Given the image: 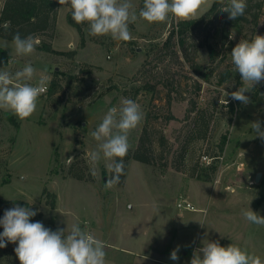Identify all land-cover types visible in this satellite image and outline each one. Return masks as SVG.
I'll return each instance as SVG.
<instances>
[{
    "label": "rangeland",
    "instance_id": "rangeland-1",
    "mask_svg": "<svg viewBox=\"0 0 264 264\" xmlns=\"http://www.w3.org/2000/svg\"><path fill=\"white\" fill-rule=\"evenodd\" d=\"M3 1L0 0V9ZM213 1L208 0L196 17L206 12ZM131 2L138 14L143 0ZM69 10L66 5L59 7L55 28L34 37L39 43L30 56H17L12 41L0 37V46L11 56L0 69L15 73L31 64L36 69L31 83L35 84L41 74L50 77L35 113L24 120L14 114L18 128L7 118V110H0V198L7 200L0 202V208L30 207L37 211L32 222L40 221L52 231L79 224L103 242L106 264H190L193 251L202 247L203 241L221 240L224 246L222 235L237 220L229 214L232 205L237 203L234 208L238 210L241 200L247 202L258 193L264 195L263 185L256 189L240 188L236 196L224 186L218 190L214 185L220 173L225 174L222 182H249L248 174L233 179L242 162L251 177L253 172L256 175L264 172V140L256 137L251 126L259 120L264 128V104L251 99L264 97V81L246 93L251 99L248 105L226 95L242 86L241 78L237 81L239 73L232 64L231 50L241 39L251 41L256 34L264 35V7L257 25L249 22L239 29L231 28L230 50L224 49L219 33L210 40L220 52L215 61L210 60L206 47L191 52V59L181 51L178 57L166 54L158 58L176 20L150 24L138 18L129 25L133 38L123 42L113 40L110 35L90 36L88 24L82 33L78 32L67 21ZM41 40L50 43L53 50L37 47ZM175 49L178 47H172V51ZM192 61L200 65V71H193ZM147 62H151V73L160 71L165 77H173L178 91L168 94L164 85L154 83L156 79L152 81L156 87L147 86L145 79H134ZM86 68H91V75L83 71ZM226 68L231 76L219 85L220 74ZM159 73L155 74L157 79ZM54 78L58 79L55 86L51 85ZM196 80L201 82V90L197 91L200 106L206 107L218 99L217 105H209L211 130L204 141H198L196 134L190 132L189 120H183L188 97L197 93L193 85ZM126 98L138 103L143 115L129 134L130 148H136L146 114L150 112L152 134L157 137L163 133L169 139L163 151L169 152V165L164 168L166 159L158 156L154 164L130 159L124 182L108 189L105 183L112 175L109 170L112 161L102 159L95 167L96 175L91 174L90 154L97 150L98 142L90 133L102 122L108 109H119ZM230 104L235 107L234 120L214 180H198L175 169L173 165L189 168L193 164L191 158H199L206 150L216 151L220 135L229 127ZM171 114L176 118L166 119ZM188 136L192 141L185 144ZM181 153L188 154L186 161ZM74 159L75 168L85 176L83 180L68 175ZM210 159L203 156L201 160ZM237 160L242 162L233 164ZM241 168L243 171L244 167ZM44 188L56 194L55 207L47 203L50 197L43 195ZM184 199L195 209L179 208L177 204ZM258 214L264 216V208ZM244 234L247 241L255 242L256 248L249 243L242 248L264 259V226L248 222L244 224ZM177 245L179 259L172 260L170 256ZM16 246L8 243L0 248V264H20L14 252ZM136 259L140 261L137 263Z\"/></svg>",
    "mask_w": 264,
    "mask_h": 264
},
{
    "label": "clouds",
    "instance_id": "clouds-1",
    "mask_svg": "<svg viewBox=\"0 0 264 264\" xmlns=\"http://www.w3.org/2000/svg\"><path fill=\"white\" fill-rule=\"evenodd\" d=\"M220 12L236 20L244 16L247 0H217ZM60 6H69L72 19L77 24L87 23L89 35H110L115 41L128 42L133 37L129 25L138 18L148 23H163L171 20L189 21L208 3V0H143L137 14L131 0H58ZM12 43L17 56H30L36 51L38 40L32 36L14 34ZM232 64L240 74L242 86L230 94L231 99L243 105L251 103L246 93L264 81V35L256 34L249 41L241 39L231 50ZM14 62V61H10ZM36 69L27 64L20 71L11 73L0 69V110L11 111L19 119L32 116L37 109L40 95L50 83V77L41 74L33 84ZM228 100L225 102L227 110ZM143 119L140 105L132 99H124L122 107L108 109L98 127L90 135L98 142L97 150L90 154L93 176L95 167L102 160H110L111 177L105 187L110 189L121 182L124 175V158L129 151L128 137ZM256 137L264 140L261 121L251 123ZM37 211L19 205L7 209L0 226V248L8 243L16 244L14 252L20 264H106V252L102 241L90 232L73 224L70 229L52 231L40 221L32 222ZM242 216L249 223L264 226V216L248 207ZM203 225V224H202ZM180 246L172 251L170 258L178 260ZM190 264H264V259L236 244L221 246L219 241H203V246L193 251Z\"/></svg>",
    "mask_w": 264,
    "mask_h": 264
},
{
    "label": "trees",
    "instance_id": "trees-1",
    "mask_svg": "<svg viewBox=\"0 0 264 264\" xmlns=\"http://www.w3.org/2000/svg\"><path fill=\"white\" fill-rule=\"evenodd\" d=\"M60 5L58 0H4L2 8L0 9V37L13 40L14 34L17 32L20 33L22 37L32 36L37 37L44 35L48 31H52L55 28L57 13ZM264 7V0H247V9L244 16L238 17L236 20H231L228 18V13L220 12L219 9L221 5L214 0L212 5L206 12H204L199 17H194L189 21H177L172 24V29L168 37L166 38L163 47L161 48V57L167 55L178 57V51H181L186 58L191 59V52H195L199 47H206L211 61H215L220 52L217 47L210 41L216 34L219 33L220 39L222 41L223 47L225 50H230L233 46L231 40V28L239 29L243 24L252 22L254 25L259 23L260 16ZM67 21L74 26L78 32L82 33L84 24H77L72 19V12L69 10L67 12ZM53 36V34H50ZM41 45L37 47H42L48 51H52V45L50 43L43 42L41 40ZM178 47V50L175 49L172 51V47ZM9 52L2 46H0V67L7 65L8 60L10 59ZM152 58L149 61H151ZM147 62V63H148ZM144 63L143 66L139 69L137 74L134 75V79L141 80L145 79L147 86L156 85L154 83H161L164 85L168 94L173 91L177 92V86L175 85V80L173 77L166 76L163 72L160 71L151 73V68L149 67L150 63ZM147 64V67H146ZM193 71H200V65L192 61ZM88 75L92 74L91 68H86L83 70ZM159 73V78L155 77V74ZM56 75L59 74L56 72ZM164 76V77H163ZM231 76V71L229 68L223 70L218 79V84L222 85L229 77ZM153 79H156V82L152 83ZM58 79L54 78L51 85L55 86ZM237 81H240V74L237 75ZM195 92L201 90V82L196 80L194 82ZM195 93L194 95L188 97V106L185 111V117L183 120H189L190 132L196 134L198 141L206 140L209 132L211 130V118L212 112H210L209 105H217L218 99L210 102L207 106H200L198 103V98L200 94ZM253 100H259L264 104V97L260 96L258 99L254 96L251 97ZM171 101V99H169ZM229 116L227 118L229 127L222 133L219 137L218 142L216 143V151L210 152L209 150L204 151L199 155V158L192 157L193 164L189 168H184L179 165H173L178 171L187 173L190 177L196 178L203 181H212L214 180L218 170H219V159L225 152V148L229 139L230 129L234 120L233 111L235 110L234 105L230 104L229 106ZM6 116L9 121L14 125L15 128H18V123L14 117V114L11 111H6ZM150 112H147L145 123L142 127V131L138 140V144L135 149L129 147L127 156L124 158V175L121 176L122 184L124 182V177L127 171L128 161L130 159L140 161L145 164H154L155 159L158 156L159 158L166 159L164 168H167L169 165V152L166 154L165 151L167 145L169 144V139L165 134H160V136L155 137L152 134V129H149V119ZM176 117L171 114V116H166V119H175ZM85 130V129H84ZM193 137V136H192ZM191 136L186 138V143H191ZM157 150V151H156ZM187 153V152H186ZM182 154V153H181ZM183 160L186 161L188 154H182ZM203 156L211 158L206 162L201 159ZM176 159V158H175ZM178 160V159H177ZM75 159L72 162L68 175L76 179L83 180L85 176L82 172L75 168ZM43 195H49L50 198L47 199V203L51 207H55L56 204V194L49 192L47 188H44ZM6 199L0 198V202H6ZM28 205V202H25ZM7 209L0 208V219L3 218L4 212ZM2 228V226H0Z\"/></svg>",
    "mask_w": 264,
    "mask_h": 264
},
{
    "label": "crops",
    "instance_id": "crops-1",
    "mask_svg": "<svg viewBox=\"0 0 264 264\" xmlns=\"http://www.w3.org/2000/svg\"><path fill=\"white\" fill-rule=\"evenodd\" d=\"M237 162H242V161H236L233 164H237ZM242 167H244L243 171L241 170V166H239L238 168H236L237 173L234 175L233 179L234 180H239L240 177H244L245 174H248V176L246 177V179H249V182H222L223 180V176L225 174H221L219 175V177L217 178L216 182L214 183V185L216 186L215 188H218V190L221 189V187L224 186L225 190L231 192L233 195L236 196V194L238 193V190H240V188H249V189H256V188H260L262 185L264 186V172H261V178L259 182H255V175L256 172H253V176L251 177L250 173H247L245 170V164L244 162L240 163ZM232 168V166L230 167ZM229 168V169H230ZM228 170V169H227ZM226 173V171H225ZM254 181V182H253ZM256 187V188H255ZM234 198H239V197H234ZM239 201V200H238ZM241 200L240 205L238 206V210H236L234 208V205H232V208H230V212L229 214L231 216H234V220H236V222H234V226L231 228V230H227L222 236L224 239V246H228L231 243L232 244H236L240 247L244 246L246 243H249L251 245V247L256 248L255 246V242H253V240L251 241H247V238L244 234V224H247L248 221H246V219L242 216V210L243 209H247L248 207H250L251 210H253L254 212L257 213H261V210L264 208V195L261 193H258V195H254L252 197H250V200H248L247 202ZM250 203V206H249ZM227 237V238H226ZM221 238V237H220ZM221 246H223V244L221 243L222 241H219ZM199 247V246H197ZM137 263L140 261L139 259H136ZM139 260V261H138ZM145 264H151L149 262H145Z\"/></svg>",
    "mask_w": 264,
    "mask_h": 264
},
{
    "label": "built area",
    "instance_id": "built-area-1",
    "mask_svg": "<svg viewBox=\"0 0 264 264\" xmlns=\"http://www.w3.org/2000/svg\"><path fill=\"white\" fill-rule=\"evenodd\" d=\"M47 89V87H46ZM46 89L44 92H46ZM179 208H185V209H195L194 205L187 199L182 200V202H179L178 204ZM197 249L201 248V247H196Z\"/></svg>",
    "mask_w": 264,
    "mask_h": 264
},
{
    "label": "water",
    "instance_id": "water-1",
    "mask_svg": "<svg viewBox=\"0 0 264 264\" xmlns=\"http://www.w3.org/2000/svg\"><path fill=\"white\" fill-rule=\"evenodd\" d=\"M260 178H261V172H258L257 175H256V182H259L260 181Z\"/></svg>",
    "mask_w": 264,
    "mask_h": 264
}]
</instances>
